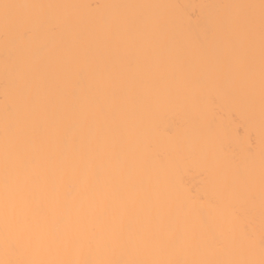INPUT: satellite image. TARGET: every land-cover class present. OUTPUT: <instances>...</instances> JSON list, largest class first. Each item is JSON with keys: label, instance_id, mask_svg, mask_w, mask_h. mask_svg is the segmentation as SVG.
<instances>
[{"label": "bare ground", "instance_id": "6f19581e", "mask_svg": "<svg viewBox=\"0 0 264 264\" xmlns=\"http://www.w3.org/2000/svg\"><path fill=\"white\" fill-rule=\"evenodd\" d=\"M0 264H264V0H0Z\"/></svg>", "mask_w": 264, "mask_h": 264}]
</instances>
